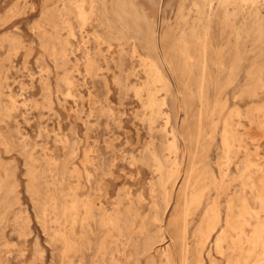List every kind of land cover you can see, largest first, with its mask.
Here are the masks:
<instances>
[{
  "label": "rangeland",
  "instance_id": "374dc122",
  "mask_svg": "<svg viewBox=\"0 0 264 264\" xmlns=\"http://www.w3.org/2000/svg\"><path fill=\"white\" fill-rule=\"evenodd\" d=\"M104 1L0 0V69L3 71L0 75V110L9 106L12 100L17 103L14 118L2 119L0 116V204L10 198L11 205L7 216L0 210V247L4 258L8 264H95L96 261V264H118L117 261L119 264H264L260 262L264 259V250L259 248L250 253L248 243L254 228L264 224V207L257 200V192L262 187L260 181L264 184V130L261 131L264 126V0L239 13L235 30L231 24L226 27L223 24L224 10L218 4L210 19L194 22L197 0H131L135 10L157 26L160 54L167 63L173 84L169 94L161 92L167 97L164 109L170 113L171 126L161 133L154 131L151 137L147 126L135 116L140 111V103L133 91L120 90L114 83L117 69L111 58L117 56L118 43L111 40L113 46L110 47L108 43L94 40L91 24L86 25L83 33L77 30V40L71 37L69 19L77 5L81 2L101 5ZM107 1L105 8L110 10L112 0ZM201 21L203 24L199 23V26ZM81 35L91 42L86 45L91 52L93 50V56L96 54L98 57H95L101 59L102 66L110 63L111 72L106 69L101 72L107 77L108 90L101 81L104 80L102 76L94 79L87 74L84 49L79 48H84ZM140 53L148 55L145 49H140ZM139 61L140 57L127 56V65L139 70L134 76L144 81L146 76ZM74 66L79 68L78 72L72 71ZM70 74L77 82L78 90H74L69 98L66 88H63L64 94L59 92L58 86L59 81L69 78ZM134 76L129 77V83L142 82ZM104 96L119 115V125L102 115L100 106L105 104ZM95 101L98 102L97 111L88 126L86 120ZM250 118H255L256 124ZM226 121L234 123L238 141L235 152L229 156L232 158L230 170L224 177L221 163H229L223 142ZM173 125L178 128L181 143L176 154L171 156L169 144L173 136L169 132ZM151 141L156 147L165 144L164 156L171 162L177 160L180 163L176 188L168 195L153 193L158 177L144 154L145 145ZM23 144L36 159L32 170L44 172L45 178L37 184L30 181L32 177ZM240 145L244 148L239 149ZM246 150L251 160L260 161L259 168L246 170ZM87 155L105 162L107 174L89 179L85 167ZM69 162L70 166H66ZM35 187L42 191L40 196L33 193ZM194 190L202 194L197 205L190 204ZM47 197H53L59 204L71 205L76 201L81 210L90 199L102 206V211L97 212L101 215L91 222L92 232L83 233L77 225V249L65 258L63 247L53 239L56 224L50 223L48 230L43 226L42 206ZM244 198L252 207L250 214L242 211ZM128 208H132L138 218L135 228L127 230L124 239L112 226L101 227L103 217L109 218L110 222L116 217L118 222L120 219L119 226L126 229L123 221L129 215ZM146 221L147 239L151 241L148 240L145 248L144 235L139 232L136 237L135 234ZM211 223L210 227L208 224ZM20 225H24V232L18 230ZM84 234L91 237V247L79 243ZM105 236L110 237V249H107L109 254L106 251L102 255L98 249ZM36 243L41 253L34 257ZM188 260L190 262L185 263Z\"/></svg>",
  "mask_w": 264,
  "mask_h": 264
},
{
  "label": "bare ground",
  "instance_id": "6f19581e",
  "mask_svg": "<svg viewBox=\"0 0 264 264\" xmlns=\"http://www.w3.org/2000/svg\"><path fill=\"white\" fill-rule=\"evenodd\" d=\"M108 1L105 0L101 5H96L94 3H86V2H81L77 5L76 10L71 12V17H70V24L72 27V33H71V37L73 38H77V30H80L82 33L84 32L83 30L86 28L87 24H91L94 28V35L92 33V35L94 36V40H96L97 42H102L104 43H108L109 46H113L110 41L114 40L118 43V52H117V56H112V60L114 61V63L116 64V72L114 73V83H116L119 87L120 90H125L126 92H129L130 90L133 91L134 93V97L137 99L138 103H140V111L136 112V118L137 121L142 122L143 125L147 126V130H148V135H152L154 133V131L159 130V132H164L165 130H167V128H169L168 126L170 125V116H169V112L165 111L164 106L166 103V98L165 96H163L161 94V92H166V95L169 94L171 91L173 90V84L171 82V80L169 79L168 76V69H167V63L164 61L165 59H162L160 54V49H159V39H158V28L157 26L150 24L148 19L144 16V15H140L137 10H135L136 8L134 7V4L132 3L131 0H112V4H111V9L107 10L105 8V5ZM260 0H197L195 2V8H196V19L194 22H196L197 20H203V18H209L211 17V12L213 11V8L216 4H218V7L222 10H224V18H223V24L225 25V27L229 24H231V26L235 27V21L238 18L239 13L244 10L247 9L248 7H256L257 5H259ZM230 10H232V12H230ZM192 14V13H191ZM190 15V14H189ZM189 17V16H188ZM149 18V17H148ZM210 19V18H209ZM187 21V20H186ZM159 23V22H158ZM201 22H198V25ZM203 24V23H202ZM195 25V24H194ZM200 26V25H199ZM195 27V26H194ZM232 29H236L233 28ZM197 28V27H196ZM209 28V27H208ZM263 28V27H262ZM183 30V29H182ZM189 30V29H188ZM197 30V29H196ZM173 31V30H172ZM201 31V30H200ZM209 31V30H208ZM262 31V30H261ZM195 32V31H194ZM197 32V31H196ZM80 33V32H79ZM81 33V34H82ZM192 33V32H191ZM5 36V35H4ZM92 36V37H93ZM205 36V35H204ZM91 37V36H90ZM89 38V36L87 37ZM76 39V40H77ZM90 39V38H89ZM205 39V38H204ZM208 40V39H207ZM81 41L82 44L84 46L83 47H79L82 48V50L85 53V67L87 70V74H89V76L91 75L92 77H94V79H99V77L102 76L101 72L103 71V69L105 70H112L110 63L108 65L102 66L100 63V60L98 58H96L95 56H97L95 54V56H93L92 52H91V48L89 49L88 46L86 45L88 43V41H86L85 37L83 35H81ZM95 41V42H96ZM91 45V42H89ZM88 43V44H89ZM113 43V42H112ZM116 43V44H117ZM81 44V45H82ZM205 44V43H204ZM211 44V43H210ZM207 45V44H206ZM208 46V45H207ZM73 48V47H72ZM70 48L71 53L73 52V49ZM140 49H145L148 52V55L143 56V54L140 53ZM81 50V49H79ZM74 51H77L74 49ZM207 51V50H205ZM17 52V51H16ZM163 53V52H162ZM205 54H207L205 52ZM13 55V54H12ZM116 55V54H115ZM204 55V53H203ZM127 56H131L132 58L135 57H140V67L142 68V72L145 74L146 79L144 81H142L138 84H131L129 83V77H131L132 75H136V73L139 71L137 68H133L132 66H128L127 65ZM205 59H206V55ZM98 57V56H97ZM234 57V56H233ZM170 58V57H169ZM3 59V58H2ZM7 59V58H6ZM5 59V61H7ZM83 59V60H84ZM205 59L203 61H205ZM1 60V59H0ZM188 60V59H187ZM130 61V60H129ZM234 61V60H233ZM185 62V59H184ZM3 63V62H2ZM5 63V62H4ZM205 63V62H204ZM203 63V64H204ZM1 64V63H0ZM206 65V64H205ZM220 65V64H218ZM41 66V65H40ZM234 66V65H233ZM12 67V66H11ZM80 67V66H78ZM139 67V66H138ZM206 67V66H205ZM2 68V67H1ZM139 68V69H141ZM192 68V67H191ZM6 69V68H5ZM79 68H77V66H74V69L72 71L74 72H78ZM170 69V68H169ZM85 70V71H86ZM3 72V71H2ZM1 69H0V75H2ZM111 72V71H110ZM86 74V72H85ZM140 73H138L139 75ZM90 76V77H91ZM3 77V76H2ZM45 77V76H44ZM88 77V76H87ZM104 78V85L107 88L106 90H108V82H107V77H105V75L102 76ZM136 77V76H134ZM136 77V78H137ZM101 79V78H100ZM1 80V79H0ZM8 80V79H7ZM87 80V79H86ZM1 84V83H0ZM47 84V83H46ZM95 86V85H94ZM93 86V87H94ZM51 87V86H50ZM59 92H63L64 90L63 88H66V95H69L67 97L70 98V96L72 95V92L74 90H78V84L77 82L71 78V74L69 78H63L59 81V86H58ZM57 87V88H58ZM62 88V89H61ZM49 89V88H48ZM96 89V88H95ZM57 90V89H56ZM63 90V91H62ZM93 90V89H91ZM51 91V90H50ZM130 91V92H132ZM48 92V91H47ZM74 93V92H73ZM108 93V92H107ZM121 93V92H120ZM65 94V93H64ZM63 94V95H64ZM78 94V93H77ZM74 95V94H73ZM92 95V93H91ZM95 95V94H94ZM107 95V94H106ZM109 95V94H108ZM127 95V94H126ZM171 95V94H170ZM73 97V96H72ZM71 97V98H72ZM75 97V96H74ZM105 97V96H104ZM128 97V96H127ZM19 98V96H18ZM93 98V97H92ZM91 98V99H92ZM98 98V97H97ZM106 101L105 104L100 106L101 109V113L103 116L107 117L109 120L114 121V123L116 122L118 125L119 123H121V120H119L118 116H117V112L116 110L112 107L113 104H110L108 97H105ZM110 98V97H109ZM200 98V97H199ZM49 99V98H48ZM47 99V101H48ZM51 99V98H50ZM202 99V98H201ZM1 100V99H0ZM127 100V99H126ZM51 101V100H50ZM122 102V101H121ZM124 102V101H123ZM179 102V101H178ZM98 102H94L93 107L91 108V112L90 115H88V118L86 120V124L89 126V124L91 123L90 118L93 117L94 115V111L96 110L97 104ZM113 103V102H112ZM16 101L12 100L10 102V105L7 107H2L0 110V116L2 119H4L5 117H8V119H12L14 118V113L17 109L16 106ZM46 102L44 103V107H45ZM101 104V103H100ZM38 105V104H37ZM42 105V104H41ZM48 105V104H47ZM25 106V105H24ZM34 106V105H33ZM39 107V106H38ZM52 108V106H50ZM50 107H48L47 109H49ZM38 109V108H37ZM44 109V108H43ZM90 109V108H89ZM118 109V108H117ZM100 112V111H99ZM101 113H99L101 115ZM16 114V113H15ZM124 114V113H123ZM97 115V114H96ZM42 116V115H41ZM102 116V117H103ZM250 116V115H249ZM104 117V118H105ZM85 118V117H84ZM96 118V117H95ZM101 118V117H99ZM244 118V117H243ZM1 119V120H2ZM251 122H256L255 118H250ZM103 122V121H102ZM110 122V121H109ZM258 122V121H257ZM93 123V122H92ZM233 123V122H232ZM232 123H230L229 121L225 122V129H224V146H225V151L228 155V160L229 163L227 164L226 162H222L221 163V170L222 173L225 176L228 175V171L229 169V165L230 162L232 161V158L229 157L232 153L235 152V147H236V142L238 141V137H236V132L237 129H235V125H233ZM259 123H263V122H259ZM257 123V124H259ZM256 124V123H255ZM95 125V123L93 124ZM108 125V124H107ZM76 126V125H75ZM91 126V125H90ZM97 126H99V124L97 123ZM110 125H108L109 127ZM259 126V125H258ZM92 127V126H91ZM90 127V128H91ZM94 127V126H93ZM92 127V128H93ZM96 127V126H95ZM107 127V126H106ZM121 127V126H119ZM206 127V126H205ZM261 127V126H260ZM259 127V128H260ZM263 127V128H262ZM261 127V131L264 130V126ZM18 128V127H17ZM72 128V127H71ZM96 129V128H95ZM120 129V128H119ZM123 129V127H122ZM74 130V129H73ZM87 130V129H86ZM94 130V129H93ZM146 130V131H147ZM90 131V130H89ZM138 131V130H137ZM77 132V131H76ZM87 132V131H86ZM74 133V132H73ZM137 133V132H136ZM172 134V139H170V144H169V151H170V155L171 154H176V152L179 149V144L181 143V135L178 131V128L176 126L173 125L171 132H169ZM10 134V133H9ZM77 134V133H76ZM264 134V133H263ZM73 135V134H72ZM75 135V134H74ZM150 135V137H151ZM64 136V135H63ZM85 136V135H84ZM107 136V135H106ZM109 136V135H108ZM153 136V135H152ZM119 138V137H118ZM154 138V137H153ZM169 138V137H168ZM138 139V138H137ZM155 139V138H154ZM114 140V139H113ZM197 140V139H196ZM77 141V140H76ZM96 141V140H94ZM110 141V140H109ZM183 141V140H182ZM83 142V141H82ZM23 143V142H22ZM67 143V142H66ZM72 143V142H71ZM81 143V142H80ZM91 143V142H90ZM63 144V141H62ZM65 144V142H64ZM82 144V143H81ZM97 144V143H96ZM106 144V143H105ZM68 146V144H67ZM30 147V146H29ZM78 147V146H77ZM66 148V147H65ZM64 148V149H65ZM92 148V147H91ZM244 148L242 145L239 146V149ZM20 149H21V145H20ZM86 149V148H85ZM93 149V148H92ZM91 149V150H92ZM186 149V148H185ZM23 150L25 152L26 155V165L29 167V173L30 176L32 177L31 180H33V182L35 184L38 183V181L42 178H45L44 176V172H39V173H35V170L33 171L32 168L35 166L36 164V159L34 158V155L29 153L27 151V145L23 144ZM69 150V149H68ZM146 152L145 157L147 159V161L149 162L148 164L150 165L152 171L154 174L157 175L158 177V182L155 189H153V193L156 195V192L160 193V195H168L169 192L171 190H173V188L176 185L177 182V178H178V174H179V169L180 167V163L177 160H174L173 162H171L169 159H167L164 156V151L167 150L165 144L160 145L159 147H156L154 141H151V143L145 145V149ZM31 151V150H30ZM76 151V150H75ZM77 154V152H75ZM93 151V150H92ZM97 153V150H95ZM248 150H246L247 152ZM94 152V151H93ZM195 152V151H194ZM245 152V153H246ZM253 152V151H252ZM73 155V152H71ZM70 153V156H71ZM90 153V152H87ZM92 153V152H91ZM143 153V152H142ZM224 153V152H223ZM93 154V153H92ZM167 154V153H166ZM165 154V155H166ZM196 154V153H195ZM247 155H245L246 160L244 162L245 164V168L247 171L253 169V168H259L260 166V161H256V160H251L248 156V152L246 153ZM24 155V154H23ZM94 155H96L94 153ZM172 156V155H171ZM226 156V155H225ZM257 156V155H256ZM65 157V156H64ZM87 160H86V173L88 175L89 179H92L94 176H98L99 174L102 175H106V170H105V162H101L100 159L98 158H90L89 155H87ZM93 157V156H92ZM185 157V155H184ZM183 157V158H184ZM227 157V156H226ZM233 157V156H232ZM68 158V157H67ZM74 159V157H72ZM193 158V157H192ZM77 159V158H76ZM138 159V158H137ZM145 159V158H144ZM66 160V159H65ZM64 160V162H65ZM71 160V157H70ZM68 160V161H70ZM195 160V159H194ZM73 161V160H72ZM132 161V160H131ZM145 161V160H144ZM223 161V160H222ZM244 161V160H243ZM5 162V161H4ZM41 162V161H40ZM49 162V161H48ZM47 162V163H48ZM53 162V161H51ZM56 161H54L55 163ZM185 162V161H184ZM50 163V162H49ZM59 163V161H58ZM66 163V162H65ZM62 166H64V164ZM70 163L67 164L66 166H70ZM137 162H135L136 164ZM51 164V163H50ZM49 164V165H50ZM53 164V163H52ZM51 164V165H52ZM112 164V163H111ZM48 165V166H49ZM75 165V164H74ZM137 165V164H136ZM242 165V164H241ZM264 165V164H263ZM13 166V165H12ZM11 166V167H12ZM57 166V165H55ZM83 166V165H82ZM262 166V165H261ZM4 167V166H3ZM16 167V166H15ZM43 167V166H42ZM5 168V167H4ZM114 168V167H113ZM184 168V167H183ZM188 168V166H187ZM15 169V168H14ZM66 169V168H65ZM76 169V168H75ZM196 169V168H195ZM261 169V168H260ZM258 169V170H260ZM52 170V169H50ZM49 170V171H50ZM73 170V169H72ZM108 170V169H107ZM244 170V169H243ZM262 170V169H261ZM10 171V170H9ZM48 171V172H49ZM74 171V170H73ZM192 171V170H191ZM15 171H13L14 173ZM61 172L63 173L62 169ZM68 172V171H67ZM51 173V172H50ZM59 173V172H58ZM124 173V172H123ZM190 173V172H189ZM219 173V174H222ZM64 174V173H63ZM53 175V173H52ZM56 175V174H55ZM75 175V174H74ZM181 175V174H180ZM261 175V174H260ZM28 176V175H27ZM47 176V175H46ZM109 176V175H108ZM190 176V175H189ZM56 177V176H55ZM213 177V176H212ZM243 177V176H242ZM87 178V179H88ZM99 178V177H98ZM216 178V177H215ZM54 179V178H53ZM213 179V178H212ZM97 180V178L95 179ZM242 180V179H241ZM260 181V179H259ZM99 182V181H98ZM219 182V181H218ZM262 181H260L261 183V190L258 191L257 193V200L260 202V204L264 207V184L262 183ZM8 183V182H7ZM14 183V182H13ZM100 183V182H99ZM208 183V182H207ZM212 183V182H211ZM220 183V182H219ZM223 183V182H222ZM252 183V182H251ZM33 184V183H32ZM48 184V183H47ZM216 184V183H215ZM245 184V183H244ZM256 184V183H255ZM6 185V184H5ZM13 185V184H12ZM91 185V184H90ZM249 185V183H248ZM4 186V185H3ZM8 186V185H7ZM6 186V187H7ZM36 186V185H35ZM100 186V185H99ZM222 186V185H221ZM246 186V185H245ZM244 186V187H245ZM190 187V186H189ZM223 187V186H222ZM222 187L220 189H222ZM247 187V186H246ZM2 188V187H1ZM33 188V186L31 187ZM99 188V187H98ZM176 188V187H175ZM224 188V187H223ZM206 189V188H205ZM204 189V190H205ZM208 189V188H207ZM219 189V187H218ZM247 189V188H246ZM251 189V187H250ZM33 193H36L37 196H40L42 194L41 190H38L36 187L35 189H32ZM224 190V189H222ZM102 191V190H101ZM254 192V190H252ZM176 192V191H175ZM205 192V191H203ZM201 192V193H203ZM158 193V194H159ZM187 193V192H186ZM190 193V192H189ZM220 193V192H219ZM13 194V193H12ZM62 194V193H61ZM152 194V195H154ZM221 194V193H220ZM58 195V194H57ZM154 195V196H155ZM202 195V194H201ZM197 190H194L190 196V204H196V203H200V199H202L201 196ZM206 195V193H205ZM9 196V194H8ZM244 196V195H242ZM15 197V196H14ZM157 197V196H156ZM160 197V196H158ZM219 197V196H218ZM8 198V197H7ZM6 198V199H7ZM48 199L45 201V203L42 206V221H43V226L44 229L48 230L49 224L50 223H55L56 224V229L54 230L53 233V239L54 242L56 244H60L63 247V257L65 258L66 255L77 249V245H78V240H76L78 233L76 231L77 225H79V227L82 229L83 233H87L89 230H91V222L94 221L96 219V217L101 211H102V206H99L97 203H95V201L93 199H90L87 201L86 204H84V209L81 210L80 209V204L76 201H74L71 205H67V204H59L56 200L54 201L53 197H47ZM56 198V197H55ZM142 198V197H141ZM220 198V197H219ZM219 198H217L218 200H220ZM240 198V197H239ZM249 198V197H248ZM254 198V197H253ZM39 199V198H38ZM161 199V198H160ZM183 199V198H182ZM10 200V198H9ZM8 200V201H9ZM16 200V198H15ZM18 200V199H17ZM186 200V199H185ZM240 200V199H239ZM7 200L3 201V203L0 204V210L3 212V215H8V209L10 208V203ZM154 201L155 198H154ZM153 201V202H154ZM80 202V201H79ZM158 202V201H157ZM212 202V201H211ZM15 203V201H14ZM18 203V202H17ZM177 203V202H176ZM19 204V203H18ZM69 204V203H68ZM189 204V205H190ZM202 204V203H201ZM232 204V203H231ZM20 205V204H19ZM163 205V204H162ZM177 205V204H176ZM197 205V204H196ZM229 206V204H227ZM250 205V204H249ZM18 206V205H17ZM155 205H153L154 207ZM161 205H159L160 207ZM169 206V205H168ZM199 207V206H198ZM259 207V206H258ZM162 208V206H161ZM160 208V209H161ZM190 208V207H188ZM187 208V210H188ZM209 208V207H208ZM252 208V207H251ZM251 208L248 206V201L246 198L243 199V205H242V211L244 214H250L251 213ZM129 209V208H128ZM211 209V208H210ZM219 209H221L219 207ZM241 209V208H240ZM212 210V209H211ZM100 211L97 215V212ZM186 211V210H185ZM222 212V210H220ZM234 211V209H233ZM240 211V210H239ZM189 212V210H188ZM188 212L186 214H188ZM125 213V212H124ZM235 213V212H234ZM259 213V212H258ZM113 214V213H112ZM116 214V213H115ZM185 214V215H186ZM211 214V213H210ZM217 214V213H216ZM2 215V216H3ZM24 215V214H23ZM122 215V214H121ZM128 215V214H127ZM158 215V214H157ZM192 216V215H191ZM190 216V217H191ZM209 216V215H208ZM220 216V215H219ZM4 217V216H3ZM189 217V218H190ZM212 217V216H210ZM209 217V219H210ZM218 217V216H216ZM238 217V216H237ZM241 217V216H240ZM25 218V217H24ZM28 218V216H27ZM115 219L110 222L108 221L107 218L103 217L101 219L100 225L102 228H108L109 226H112L115 230L117 229V231H119V235L120 238L124 239L125 238V232L129 229H134L135 228V222H136V217L134 215V211L133 209H129V215L127 217L126 220H124L123 222H125V227L126 229H123L119 226L120 223V219L118 222V219L116 217H114ZM156 218V217H155ZM206 218V217H205ZM219 218V217H218ZM249 218V217H248ZM184 219V218H183ZM212 219V218H211ZM210 219V220H211ZM217 219V218H216ZM240 219V218H239ZM245 219V217H244ZM258 219V218H257ZM21 220V219H20ZM156 220V219H154ZM3 221V220H2ZM17 221V220H16ZM19 221V220H18ZM24 221V220H23ZM144 221V220H143ZM190 221V220H189ZM220 221V220H219ZM28 222V221H26ZM96 222V221H95ZM147 222H143L141 225V228L137 231V233L135 234L136 237L138 236L139 232L142 233L145 237L144 239V246L146 248V245H148V240L147 239V232H148V228H147ZM177 222V221H176ZM213 224H215L214 220L212 221ZM224 222V221H223ZM245 223L249 225V221L245 220ZM251 223V222H250ZM3 224V223H2ZM15 224V223H14ZM19 224V222H18ZM22 224V223H20ZM25 224V223H24ZM221 224V222L219 223ZM240 224V223H239ZM161 225V224H160ZM210 227L212 226L211 224ZM70 226V228H69ZM204 226V225H203ZM220 226V225H219ZM187 227V225H186ZM209 227V226H208ZM209 227V228H210ZM93 228V227H92ZM215 228V227H214ZM186 229V228H185ZM201 229V228H200ZM20 232H24L25 228L24 225H20L19 229ZM108 230V229H107ZM136 230V229H135ZM209 230V229H208ZM222 231V230H221ZM46 232V231H45ZM92 232V230H91ZM116 232V231H115ZM129 232V231H128ZM187 232V231H186ZM226 232V230H225ZM247 232V231H246ZM82 233V232H81ZM95 234V233H94ZM111 235V233H109ZM223 234V232H222ZM247 234V233H246ZM251 234V233H250ZM91 235V234H90ZM134 235V236H135ZM220 235V234H219ZM92 236V235H91ZM206 236V235H205ZM221 236V235H220ZM81 237V236H80ZM117 237V236H115ZM184 237V236H183ZM222 237V236H221ZM110 237L109 236H105L103 238V240L101 241L100 245H99V253L102 255L106 254V251H108L107 249L109 247V242L108 241ZM205 238V237H204ZM211 238V237H210ZM244 238V237H243ZM114 239V238H113ZM132 239V238H131ZM161 239V238H160ZM221 239V238H220ZM126 240V239H125ZM208 240V239H207ZM114 241V240H113ZM151 241V240H149ZM161 241V240H160ZM221 241V240H219ZM119 242V241H118ZM127 242V241H126ZM164 242V241H163ZM218 242V241H217ZM81 243L82 246L84 247H91L92 246V240L90 236H87L84 234V236L81 237V241L79 242ZM116 243V241H115ZM156 243V242H154ZM159 243V242H158ZM222 243V242H220ZM248 243L250 246V253H255V251H257L259 248H262L264 250V224L260 227H255L254 230L252 231V235L251 237L248 239ZM129 245V244H128ZM138 242H137V246H138ZM151 245V244H150ZM149 245V246H150ZM154 245V244H152ZM188 245V244H187ZM81 246V248H82ZM112 246V245H111ZM122 246V245H121ZM80 248V249H81ZM126 248V247H125ZM188 248V246L186 247ZM215 248V247H214ZM43 249V247H42ZM84 248H82L83 250ZM137 250V247L134 248ZM166 249V248H165ZM246 249V248H245ZM91 250V249H90ZM143 250V249H142ZM141 250V251H142ZM150 250V249H149ZM148 250V251H149ZM185 250V249H184ZM261 250V249H260ZM4 251L7 252V250L5 249ZM89 251V250H88ZM87 251V252H88ZM117 251H119V249H117ZM116 251V252H117ZM125 251V250H124ZM166 251V250H165ZM165 251L163 252V254L165 253ZM3 250L0 247V264H8L7 260L4 258L3 256ZM74 252V251H73ZM137 252V251H136ZM41 253V249L38 243H36V247H35V256L37 257L38 254ZM81 253V252H80ZM115 253V252H114ZM119 253V252H118ZM138 253V252H137ZM140 253V251H139ZM146 253V252H144ZM71 254V253H70ZM73 254V253H72ZM84 254V253H82ZM81 254V255H82ZM109 254V251H108ZM107 254V256H108ZM188 254V253H187ZM190 254V253H189ZM139 255V254H138ZM170 255V254H169ZM24 256V254H23ZM140 256V255H139ZM143 256V255H142ZM165 256V255H164ZM168 256V255H167ZM171 256V255H170ZM186 256V254H185ZM235 256V255H234ZM82 257V256H81ZM86 257V255H85ZM84 257V258H85ZM100 256H98L99 258ZM104 257V256H103ZM119 257V256H118ZM127 257L129 258V256L127 255ZM184 257V256H183ZM8 258V257H7ZM70 258V257H68ZM82 258V259H84ZM95 258V257H94ZM108 258V257H107ZM123 258V257H122ZM152 258V257H151ZM188 258V257H187ZM191 258V257H190ZM37 259V258H35ZM119 259V258H118ZM126 259V258H125ZM132 259V258H131ZM137 259V258H136ZM135 259V260H136ZM156 259V258H155ZM173 259V258H172ZM179 259V258H178ZM81 260V259H80ZM94 260V259H93ZM92 260V261H93ZM96 260V258H95ZM101 260V259H99ZM111 260V258L109 259ZM127 260V259H126ZM134 260V259H133ZM132 260V261H133ZM153 260V259H152ZM151 260V261H152ZM192 260V259H191ZM64 261V259H63ZM71 261V260H69ZM83 262V260H81ZM130 261V260H129ZM139 261V259L137 260ZM150 261V260H149ZM168 261L170 262L171 260H169L168 257ZM167 261V262H168ZM254 261V258H253ZM252 261V262H253ZM86 262V261H85ZM105 262H107L105 260ZM111 262V261H110ZM114 262V260H113ZM119 264V261H117ZM128 262V261H127ZM154 262V261H153ZM161 262V261H160ZM159 262V263H160ZM190 261L188 260V262L185 263H189ZM260 262H264V259H262ZM97 263V261L95 262V264ZM122 263V262H121ZM137 263V262H136ZM135 263V264H136ZM173 263V261H172ZM84 264V263H83ZM108 264V263H107ZM128 264V263H127ZM130 264V262H129ZM155 264V263H154ZM251 264V263H249Z\"/></svg>",
  "mask_w": 264,
  "mask_h": 264
}]
</instances>
